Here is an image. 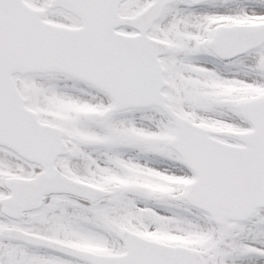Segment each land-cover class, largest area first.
Wrapping results in <instances>:
<instances>
[{
  "label": "snow or ice",
  "instance_id": "snow-or-ice-1",
  "mask_svg": "<svg viewBox=\"0 0 264 264\" xmlns=\"http://www.w3.org/2000/svg\"><path fill=\"white\" fill-rule=\"evenodd\" d=\"M0 264H264V0H0Z\"/></svg>",
  "mask_w": 264,
  "mask_h": 264
}]
</instances>
